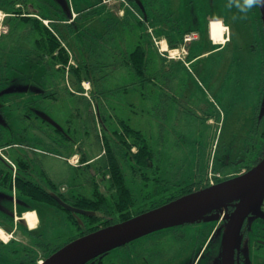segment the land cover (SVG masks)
<instances>
[{"label": "rangeland", "instance_id": "obj_1", "mask_svg": "<svg viewBox=\"0 0 264 264\" xmlns=\"http://www.w3.org/2000/svg\"><path fill=\"white\" fill-rule=\"evenodd\" d=\"M43 3L14 0L11 18L13 12L2 9L10 2L0 3V85L11 88L1 96L12 107H6L5 116L12 122L14 138L26 140V147L3 155L14 162L26 157L32 181L46 185L49 178L70 202L76 197L91 205L92 197L117 200L120 196L107 173L108 143L129 195L142 207L148 193L139 188L141 182L160 183L172 193L180 187L205 186L210 174L218 181L225 152L263 129L257 108L264 34L257 6L242 9L238 5L244 0H66L77 17L57 25L59 29L51 24L60 42L51 32L52 36L68 56L62 66L51 56L38 61L37 34L15 14L23 9L25 16L65 22ZM218 20L228 27L221 46L209 36L210 22L212 33L223 31ZM5 30L14 32V37ZM192 32L199 39L187 45L185 61L162 57L153 43L154 37L181 43V36ZM138 45L146 52L143 74H137L128 59ZM34 88H41L46 97L31 95ZM30 105L45 111L66 137L39 118L28 120ZM120 122L143 134L154 155L151 161L139 166L130 158L137 148L128 150L121 143L116 133L122 130ZM0 167L6 169L2 161ZM96 192L101 196L93 195ZM21 201L30 200L20 194L14 200L13 192L0 187L1 224L13 212L26 209ZM35 207L37 229L28 231L19 221L15 239L1 232L8 246H0V264H33L35 258L40 263L75 237L120 219L118 214L104 213L94 221L83 219L82 228L54 205L36 203ZM197 236L191 231L178 242L165 232L164 255L171 258L164 264H181L180 258L197 245Z\"/></svg>", "mask_w": 264, "mask_h": 264}, {"label": "flooded vegetation", "instance_id": "obj_2", "mask_svg": "<svg viewBox=\"0 0 264 264\" xmlns=\"http://www.w3.org/2000/svg\"><path fill=\"white\" fill-rule=\"evenodd\" d=\"M7 2H10L8 8L3 6L0 7H3L2 9L11 10L13 14L8 16L10 18L14 17V0H0V3L2 4L3 3L6 4ZM42 6L43 8H46V10H51V8H53L55 11H58L61 15H63L62 13L63 10L60 4L54 5L50 1L44 0ZM17 11H24V10L23 9L15 10V12ZM216 20L217 19H214L213 22H215ZM52 22L56 24L53 27L59 29L57 25L60 24V21L59 22L52 21ZM219 23L222 26L223 31H214L212 33V22H210L209 24V31H210V36L213 40H214L213 35L215 33H218L220 35L218 42L214 40L216 43H223L225 33L228 31V27L221 21H219ZM70 29H74V26L71 25ZM49 30L51 29L49 28ZM7 32L8 30H5V33ZM8 34H11V36L14 37V32L10 31L8 32ZM41 88H34L33 93L31 95L33 96L39 95L40 97H46L47 94L42 93L43 90ZM8 89L11 88L6 87L5 89H3L2 86L0 85V161H2L6 167V169H2L0 167V187H4L5 190H10L11 192H13V199L16 200L17 194H20L16 188V175L20 171L21 172L20 174L22 175L28 174L27 177L30 178V172H29L30 169L20 170L16 164V160L14 162L3 155L4 151L14 150L15 147H26V145H24L26 144L25 143L26 140H23L22 138L16 140L14 138V129L10 126L12 122H9V119H7V116H5L6 107L9 108L12 107L9 105L8 102L3 100L1 95L3 94L4 91H7ZM259 93H260V99L257 108V119H261V125L263 129L258 134L256 133V135H249L247 136L246 139L238 140L236 142V148L234 150L230 152L227 151L225 152L223 156L222 181L231 180L233 178L245 174L251 168L259 164L261 160L264 159V71L262 75V81L259 87ZM261 109H263L262 113H261ZM29 112L32 114V117L29 116L27 118L30 121L36 120L37 118L41 119L36 114L37 112H43L46 114L45 111L38 109L36 108V106L33 105L29 106ZM256 123H258V121H256ZM47 125L52 127L59 135L66 137L64 130L63 132H59L50 124L47 123ZM49 126L48 128H46L48 132L50 130ZM249 140H251V142H249ZM243 142H245V144H242ZM19 158L28 161L26 157H19ZM42 172L44 171H41V174H43ZM34 182L38 183L39 186L42 187L43 189L48 190L50 196L51 194H56L61 200H63L67 204L71 205L72 207L81 209L75 203L66 201L67 197L62 193L61 190L58 189V187L52 181L51 182L56 187L55 190H53L52 188L50 189V186L48 185L47 182L46 185L44 183H39L36 181ZM141 183H143V185H141L139 188L145 193L152 192L156 189L157 183L150 185H148V182H141ZM204 188L205 186L194 188L191 189V191L186 192L182 195L197 193L203 190ZM150 201L151 200L146 201L145 205L140 207L137 204V202H134V200L131 199L130 202L132 206L128 209H125L123 207V209L125 210H121L122 209L121 198L110 201L108 198L92 197L93 206L89 209H82L85 211L92 212L93 213L92 215L85 216L81 214H73L70 212L69 213L74 216L75 220L77 221L80 220L82 222L80 223V226L82 228L85 226V221L83 222L82 216L97 220L104 213L106 214L112 213V215L114 214L119 215L120 219L117 221L107 224L101 223L103 225L100 226L99 228H103L109 225L122 222L121 220L122 217H125L128 214L130 215L129 217L130 219L151 210L148 207V203ZM36 203H42V202H38L36 200H30L26 203L24 201H21L20 204L25 206L26 209L29 208L31 209L32 206H35ZM56 204L57 205L54 206L66 212L67 214L66 210H64L57 202ZM237 204L238 202L236 201L232 203H228V205L223 210L221 211L215 210L213 212H210L207 214L209 216L208 218L200 219L194 223H184L150 232L120 247H117L105 254L97 256L96 258L87 262L86 264H164V261L168 262L169 258H171L167 254L164 255L163 240L161 238L164 235V233L165 232L171 233V235L175 238H178V242H180L186 240L187 234L190 233L191 231H197L198 233L197 245L192 247L193 250H191V252L187 254V257L185 259H183V257L180 258L181 264H226V260L223 259L224 242L226 240V235H227L226 233L228 232L227 229L231 223L230 221L234 213L235 206ZM1 210L2 208L0 207V215H1ZM28 213H32V212H28ZM14 215H19V214L13 212V215L11 217H14ZM37 216H38V211H37ZM5 218L7 219V221L6 224L3 225L8 227L10 225L9 222L10 218L9 217H5ZM12 224H13V229L11 231L14 232L13 219H12ZM201 237L202 239L199 240ZM171 264H174V262H171ZM230 264H264V197L256 210H251L246 212V214L240 220L238 224L237 232L232 240Z\"/></svg>", "mask_w": 264, "mask_h": 264}, {"label": "water", "instance_id": "obj_3", "mask_svg": "<svg viewBox=\"0 0 264 264\" xmlns=\"http://www.w3.org/2000/svg\"><path fill=\"white\" fill-rule=\"evenodd\" d=\"M65 17L71 19V12L65 0H56ZM264 34V4L258 5ZM8 91V90H7ZM4 91V92H7ZM3 92V93H4ZM15 92V91H14ZM43 121L59 132L62 127L43 112L36 113ZM52 198L66 211L90 216L93 213L72 207L56 194ZM264 197V159L248 172L231 180L204 188L179 199L151 209L128 220L109 225L81 237L59 248L40 264H86L97 256L105 254L140 236L168 227L194 223L208 213L223 210L228 203L238 202L224 242L223 259L230 264L232 240L238 224L246 212L256 210ZM79 223H82L78 220Z\"/></svg>", "mask_w": 264, "mask_h": 264}, {"label": "trees", "instance_id": "obj_4", "mask_svg": "<svg viewBox=\"0 0 264 264\" xmlns=\"http://www.w3.org/2000/svg\"><path fill=\"white\" fill-rule=\"evenodd\" d=\"M16 13H18V15L21 16L20 18H22V22L25 25L30 23L31 29L34 30L37 34L35 46L37 48L36 56L38 58V61L41 63V61H43L44 58H46L47 56H51L53 61H59L62 64V66H65V64H67V62H68V56H67L66 52L64 51V49L62 47H59V43H57V41L55 39L56 37L54 38L52 36L51 32L48 31L44 27V25L42 24L41 21L37 20L36 18L30 19L29 16H25V14L21 13L20 11L15 12V14ZM20 13H21V15H20ZM260 22H261V20H260ZM180 40H181V38H180ZM178 43H180V41L179 42L169 41V46L170 47H176L178 45ZM56 52H57V54L54 55ZM128 59H129V64L135 70V72L137 74H143V72L146 68V52L141 45L136 46L131 52L128 53ZM72 70H74V69H72ZM75 72H76V70H75ZM76 79H77V82L80 81L81 75L77 74ZM120 125L122 127V130L120 131L119 134H118V132H116L122 141V142L121 141L120 142L123 143L125 148L128 150H130L133 146H135L137 148L136 154L131 155V153L128 152L131 155L130 158L139 166H142L146 162L151 161L152 157L154 155H153V152H152L150 146L148 145L146 138L143 137V134L140 131H136V130L132 129L125 122H120ZM127 139L130 141H127ZM128 142H130V143H128ZM109 146L110 145L107 143L106 147H105V150L108 153V158L106 160L107 161V173L110 176V180L112 181V185L114 187L116 195H119L121 200H122V202H121L122 209L121 210H125V209H128L132 206V204L130 202V199H132V195L131 194L129 195V192L131 193V191L126 186V183L124 181V176L121 172L119 163H118L117 159L115 158V156L112 155V151H111V148ZM16 164L20 170H29L30 169V163L28 161H25L22 158L16 159ZM20 173L21 172L19 171V173L16 175V188L22 196H24L30 200H36L38 202H42L44 204L57 205L56 201L51 198L48 190L43 189L42 187L39 186L38 183H35L34 181H32L29 177H27L28 174L22 175ZM46 182L50 186V189L51 188L53 190L56 189L55 185L47 177H46ZM190 187L191 186L180 187V189H178L177 191L170 193L169 191H167L166 188H164V186H162V184L157 183L156 189L152 192H149L146 196V201L151 200L148 203V207L150 209H154V208H157V207L164 205L168 202H171V201L179 199L183 196L189 195V194H186V195H182V194L191 191ZM93 195L101 196L97 192L94 193ZM128 196L130 197V199L128 198ZM66 199H68V198H66ZM68 200H66V201H68ZM70 200H72V199H70ZM68 202H70V201H68ZM73 203H75L81 209H89L93 206V204L91 205V203H89L85 199H80L79 197H76L75 200L73 201ZM123 207L125 209H123ZM25 210H30V208L25 209ZM67 216H68V218L74 219V216L71 215L69 212H67ZM129 217H130V215L128 214L125 217H122L121 220L122 221L127 220V219H129ZM82 218L85 219L86 221H90V220L94 221L93 218L84 217V216H82ZM75 221L80 226L79 222L77 220H75ZM9 222H10V225L8 227H5L6 231H11L13 229V224H12L11 218H10ZM92 231H94V230H92ZM89 232L90 231L85 232L84 234H87ZM84 234H81L80 236H82ZM80 236H78V237H80ZM78 237H75L74 239H76ZM74 239H72V240H74ZM0 246H8V245H4L3 243L0 242ZM57 249L58 248L54 249L52 251V253H54ZM10 251L12 253H14V250H10ZM35 259L32 261V263L34 264V262H35V264H38L37 260L35 261Z\"/></svg>", "mask_w": 264, "mask_h": 264}, {"label": "built area", "instance_id": "obj_5", "mask_svg": "<svg viewBox=\"0 0 264 264\" xmlns=\"http://www.w3.org/2000/svg\"><path fill=\"white\" fill-rule=\"evenodd\" d=\"M196 38L197 36L193 33L191 35H186L184 38V41L188 42ZM157 44H159V51L163 55H165L168 59H184L186 52L183 48H181V50L169 49L166 45L165 46L160 45L162 44L160 42ZM178 51H180L181 53L179 54ZM215 176L211 177V174L207 176L208 184L213 185L215 183ZM217 176L219 177L220 175H217Z\"/></svg>", "mask_w": 264, "mask_h": 264}, {"label": "bare ground", "instance_id": "obj_6", "mask_svg": "<svg viewBox=\"0 0 264 264\" xmlns=\"http://www.w3.org/2000/svg\"><path fill=\"white\" fill-rule=\"evenodd\" d=\"M219 34L218 33H215L214 35H213V38H214V40H216V42H218V40H219ZM24 218L26 219V221H27V224H28V226L30 227V228H33L35 225H36V218H35V215H34V213H26L25 214V216H24ZM0 234H1V232H0ZM1 237V236H0Z\"/></svg>", "mask_w": 264, "mask_h": 264}, {"label": "clouds", "instance_id": "obj_7", "mask_svg": "<svg viewBox=\"0 0 264 264\" xmlns=\"http://www.w3.org/2000/svg\"><path fill=\"white\" fill-rule=\"evenodd\" d=\"M261 4H264V0H244L243 5H238V6L241 7L242 9H246Z\"/></svg>", "mask_w": 264, "mask_h": 264}, {"label": "crops", "instance_id": "obj_8", "mask_svg": "<svg viewBox=\"0 0 264 264\" xmlns=\"http://www.w3.org/2000/svg\"><path fill=\"white\" fill-rule=\"evenodd\" d=\"M74 13H75V12H74ZM32 209H36L35 206H32ZM36 210H37V209H36ZM32 212L35 214V216H36V217H35V218H36V224H38L39 219H38V216H37V212L34 211V210H32ZM24 219H25V218H24ZM25 220H26V219H25ZM26 222H27V221H26ZM35 226H36V225H35ZM35 226H34V227H35ZM34 227H33V228H34ZM29 229H30V227H27V230H29Z\"/></svg>", "mask_w": 264, "mask_h": 264}]
</instances>
